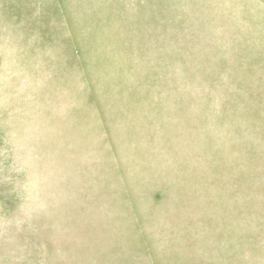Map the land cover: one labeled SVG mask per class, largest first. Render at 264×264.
Returning a JSON list of instances; mask_svg holds the SVG:
<instances>
[{"label": "rangeland", "instance_id": "374dc122", "mask_svg": "<svg viewBox=\"0 0 264 264\" xmlns=\"http://www.w3.org/2000/svg\"><path fill=\"white\" fill-rule=\"evenodd\" d=\"M0 264H264V0H0Z\"/></svg>", "mask_w": 264, "mask_h": 264}]
</instances>
